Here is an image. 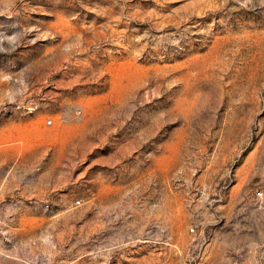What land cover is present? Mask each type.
<instances>
[{
  "label": "rangeland",
  "instance_id": "rangeland-1",
  "mask_svg": "<svg viewBox=\"0 0 264 264\" xmlns=\"http://www.w3.org/2000/svg\"><path fill=\"white\" fill-rule=\"evenodd\" d=\"M0 264H264V0H0Z\"/></svg>",
  "mask_w": 264,
  "mask_h": 264
},
{
  "label": "built area",
  "instance_id": "built-area-1",
  "mask_svg": "<svg viewBox=\"0 0 264 264\" xmlns=\"http://www.w3.org/2000/svg\"><path fill=\"white\" fill-rule=\"evenodd\" d=\"M51 121H48V124H50Z\"/></svg>",
  "mask_w": 264,
  "mask_h": 264
}]
</instances>
